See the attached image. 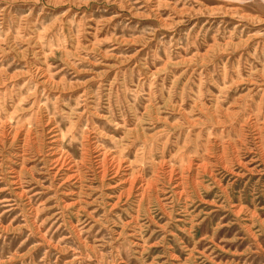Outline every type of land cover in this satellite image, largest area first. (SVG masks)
Listing matches in <instances>:
<instances>
[{"label":"rangeland","instance_id":"rangeland-1","mask_svg":"<svg viewBox=\"0 0 264 264\" xmlns=\"http://www.w3.org/2000/svg\"><path fill=\"white\" fill-rule=\"evenodd\" d=\"M0 264H264V0H0Z\"/></svg>","mask_w":264,"mask_h":264},{"label":"bare ground","instance_id":"bare-ground-1","mask_svg":"<svg viewBox=\"0 0 264 264\" xmlns=\"http://www.w3.org/2000/svg\"><path fill=\"white\" fill-rule=\"evenodd\" d=\"M134 184V183H133ZM129 189V188H128ZM121 195V194H120Z\"/></svg>","mask_w":264,"mask_h":264}]
</instances>
